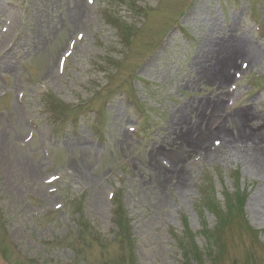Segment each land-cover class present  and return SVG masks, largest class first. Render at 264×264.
<instances>
[{
    "label": "rangeland",
    "instance_id": "obj_1",
    "mask_svg": "<svg viewBox=\"0 0 264 264\" xmlns=\"http://www.w3.org/2000/svg\"><path fill=\"white\" fill-rule=\"evenodd\" d=\"M77 1L0 0V264H264V0Z\"/></svg>",
    "mask_w": 264,
    "mask_h": 264
},
{
    "label": "trees",
    "instance_id": "obj_2",
    "mask_svg": "<svg viewBox=\"0 0 264 264\" xmlns=\"http://www.w3.org/2000/svg\"><path fill=\"white\" fill-rule=\"evenodd\" d=\"M204 185V184H203ZM200 187V185H199ZM204 189V188H203ZM221 196L226 199L227 201V214L226 216H224L223 211L220 209V204L217 201V204H213L211 202V200H209L207 197H203V191H201L200 197H199V202L200 201H206V205H207V210L209 211V213L213 216V218L218 222L220 227H223L225 224H230L233 220V217H238L240 220L242 219L241 217V210L243 207V193L242 191H238V193L235 195V199L234 201H231L230 195L228 194V192L223 189V187L221 186ZM237 191V190H236ZM232 219V220H231ZM226 220V221H225ZM124 222L121 223V225L119 223H117L118 228H121V226H123ZM185 230L187 229V225H184ZM188 230V229H187ZM205 235V239L210 240L209 244L206 245L207 248V255L210 256V253H215L217 252V250L220 248V244L217 243L215 240H213V236L210 232L205 231L204 229H202V232ZM254 234H257V232H253ZM125 234L123 233V231L121 232V238L124 239ZM193 243V242H192ZM182 246V244H181ZM183 254L188 253V251H182ZM219 254H221L220 252H217ZM194 258L200 262V256H198V253L196 252V254L194 255Z\"/></svg>",
    "mask_w": 264,
    "mask_h": 264
},
{
    "label": "bare ground",
    "instance_id": "obj_3",
    "mask_svg": "<svg viewBox=\"0 0 264 264\" xmlns=\"http://www.w3.org/2000/svg\"><path fill=\"white\" fill-rule=\"evenodd\" d=\"M76 8L78 9V1L76 0ZM235 50L236 51H241V49H246L247 51L252 53V48L249 43L244 42L243 40L236 42L235 43ZM233 44L231 43L227 48L220 47L217 50V54L221 53L224 54L226 51H229L231 46ZM226 52L225 54H227ZM214 54V52L210 53ZM229 63V62H228ZM225 79V76L221 78V82H223ZM220 100L217 99L215 101H212V103H218ZM264 133V132H263ZM213 136L219 135L217 132L212 133ZM221 135V134H220ZM220 137V136H217ZM220 143L224 142V146L232 148L237 152H244L247 155L248 163L251 166H257L260 165L264 167V139L257 140L256 138L254 139H249L245 137H235V136H222L220 138ZM247 140V141H246ZM214 143V142H213ZM212 144V143H211ZM209 144V145H211ZM208 149H211L210 146H208ZM179 185L182 183L181 180L177 182Z\"/></svg>",
    "mask_w": 264,
    "mask_h": 264
}]
</instances>
